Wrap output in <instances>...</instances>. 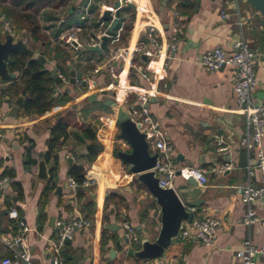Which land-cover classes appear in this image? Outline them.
<instances>
[{
    "label": "crops",
    "instance_id": "0c3cea01",
    "mask_svg": "<svg viewBox=\"0 0 264 264\" xmlns=\"http://www.w3.org/2000/svg\"><path fill=\"white\" fill-rule=\"evenodd\" d=\"M116 1L93 0L90 23L83 13L87 0L43 9L39 13L41 39L34 41L27 34L24 38L34 57L44 59L47 71H56L68 80L70 71L80 79H91L95 87L88 96L95 95V101H88V96L73 85L54 83V96L66 94L65 103L39 117L23 116L18 111L13 118L9 113L15 101L3 98L1 89L8 83L0 81V234L6 238L15 234L16 223L7 216L15 209L28 228L25 237L30 252L29 262L19 264H52V248L58 237L55 223L69 222L78 212L84 219L89 216L91 227L76 231L70 244H65V264H242L235 253L248 236L253 245H264V226L255 223L248 228L243 224L246 207L238 194L247 182L246 167L255 169L256 152L247 153L240 146L245 120L234 100V70L227 66L209 73L200 61L215 47L232 52L234 43L243 38L257 54L258 86L253 101L255 105L264 103V30L260 16L248 0H238L237 6L233 0H129L120 10L124 32L117 47L131 50L138 45L145 52L153 51L147 36L151 26L162 46L160 54H136L129 64L110 61L111 46L109 52L97 54L77 51L64 43L70 33L81 44L87 35L99 33L102 12L112 9ZM0 17L4 20L0 35L8 31L19 39L22 35L11 31ZM105 25L109 27V23ZM173 37L177 38L175 52L165 48ZM141 94L148 95L150 116L172 148V161L180 172L173 188L188 186L189 169L208 171L207 182H197L203 203L193 219L215 217L221 221L210 245L176 239L162 259L153 261L134 258L132 253L140 244L128 245L125 237L123 224L128 223L138 237L154 241L160 223L154 217L157 206L153 198L130 172V166L116 156L120 151L129 152V147L118 137L115 110L106 105L114 100L129 112ZM59 118L68 125L67 135L51 150L52 130ZM88 127L96 129V141L101 146L94 159L84 132ZM216 135L223 137L227 151L215 150ZM262 145L264 151V139ZM28 147L32 148L30 157ZM150 147L155 153L153 144ZM41 159L50 166L48 180L38 178ZM225 165L230 166L229 171L210 172ZM73 166L84 168L85 176L92 179L89 187L71 190L68 179ZM94 173H100L101 180ZM257 178L255 173L251 183L256 184ZM252 209L257 218L264 217L260 204ZM7 256L10 252L0 243V259ZM255 262L264 264V258L256 257Z\"/></svg>",
    "mask_w": 264,
    "mask_h": 264
},
{
    "label": "built area",
    "instance_id": "2783aa9c",
    "mask_svg": "<svg viewBox=\"0 0 264 264\" xmlns=\"http://www.w3.org/2000/svg\"><path fill=\"white\" fill-rule=\"evenodd\" d=\"M237 6L238 0H233ZM119 2V9L129 2V0H117ZM93 4V0H87L83 7V13L88 17L90 23L91 15H89V8ZM113 13L116 11L114 7L110 9ZM225 17V16H223ZM0 21H4L0 17ZM102 29L99 33L89 34L85 38L83 44L79 43L72 33L68 34L64 39V43L74 50L87 51L90 47L98 46L102 36L107 35L109 38L108 46H111L112 51L110 61H121L130 64L133 55L136 54H160L162 46L159 45L155 38L154 27H147V36L153 51H144L140 46L136 45L133 49H121L117 47L124 32V23L120 22L117 29L108 34V27L104 22L99 24ZM81 28L77 27V31ZM177 38L173 37L169 43L166 44V50L175 52ZM257 54L251 49L249 44L243 38H239L233 45V51L227 52L222 48L215 47L206 52L200 61L201 67L209 72L214 73L224 67H230L234 70L233 82V95L235 103L238 107V112L244 117L245 132L240 142V146L247 151L256 152V164L253 170L249 165L246 167L247 182L241 186L238 194L240 201L246 207V214L243 219V224L250 228L255 223H261L264 226V217L259 219L255 216L252 209L253 205L260 204L264 210V151L262 140L264 139V103L255 105L253 101L254 92L257 89L258 81L255 72ZM97 70L95 71V73ZM57 77L61 80V86L69 84V80L63 75L57 73ZM85 84V87L82 85ZM77 91L85 94L86 97L94 90V83L88 78H78L76 76L73 85ZM148 95L141 94L139 96L136 106L129 114L132 121L138 125L140 132H145L146 140L149 144H153L156 150L157 162L154 171L157 173L158 185L161 189L173 188V183L177 175V169L173 164L171 157V146L165 140V137L160 131L158 124L151 118L147 108ZM215 150L219 153L227 151L228 147L225 146L223 137L216 135L214 137ZM230 166L225 165L218 168H212L210 172L221 174L229 171ZM208 171L204 169H189L188 177L194 178L199 185H204L207 182L206 174ZM258 174L256 184L251 183V178ZM92 179L86 178L80 186L89 187ZM68 184L71 190L76 189L79 185L70 177ZM2 183H0V188ZM8 218L16 223V232L11 238H6L0 234V243L10 252V256L0 259V264H19L21 262H29L30 252L26 241V233L28 228L19 220L17 211L11 209L8 212ZM58 230V237L55 245L52 248V264H65L62 257V249L66 241L71 240L73 235L78 230L89 229L91 222L84 219L78 212L75 217L69 222L57 221L55 223ZM221 227V221L215 217H208L203 220L193 219L190 223L183 224V228L179 231L177 240H196L204 245H210L217 231ZM125 237L128 245L139 244V237L128 223L123 224ZM235 256L241 261L242 264H256L255 258H264V245L255 246L252 244L250 236L244 241L242 249L235 253Z\"/></svg>",
    "mask_w": 264,
    "mask_h": 264
},
{
    "label": "water",
    "instance_id": "95a60500",
    "mask_svg": "<svg viewBox=\"0 0 264 264\" xmlns=\"http://www.w3.org/2000/svg\"><path fill=\"white\" fill-rule=\"evenodd\" d=\"M250 6L260 16V23L264 30V0H249ZM113 7L116 11L111 10L102 12L100 20L104 23H109L107 29L108 34H112L118 27L120 20L119 2H115ZM0 25H4V21H0ZM26 34L23 33L19 39L8 31H4L0 36V81H12L16 79L14 73H9L7 70V63L9 56L19 50H25L28 47L24 43ZM109 38L104 35L100 39L98 46L87 49L90 53L101 54L102 51L109 52L108 47ZM38 60L44 63V59L39 56ZM55 85L60 86L61 80L57 77L56 71L50 72ZM69 84L74 85L76 75L74 71L69 73ZM85 87V84L82 85ZM105 94V93H104ZM22 95L15 100L14 106L11 108L9 115L13 118L17 116L19 107L24 102ZM88 101H95V95H89ZM106 105L116 112V120L119 127V139L123 140L129 147V152H117L116 156L123 165L130 166V172L137 175V181L141 183L151 195L154 200L157 210L154 212V217L160 223V229L154 241H150L145 237H139L140 249L134 251L132 256L139 260L153 261L162 259L171 245L173 240L177 239L179 231L183 228L184 222L190 223L196 212L199 211L200 205L203 201L200 199V193L196 189L197 181L189 177L187 185H182L177 188L161 189L158 185V177L154 171L157 162V152L151 153V147L146 140L145 132H140L138 125H136L127 110L119 106L114 100H108ZM42 157V155H40ZM91 162L90 157H88ZM71 159H68V165H71ZM49 165L42 159L38 163V178L41 180H48ZM92 169L98 171L97 167L91 165ZM180 175V172L177 173ZM60 189H58V192ZM191 209L192 211H189ZM70 244V240L66 241Z\"/></svg>",
    "mask_w": 264,
    "mask_h": 264
},
{
    "label": "trees",
    "instance_id": "16d2710c",
    "mask_svg": "<svg viewBox=\"0 0 264 264\" xmlns=\"http://www.w3.org/2000/svg\"><path fill=\"white\" fill-rule=\"evenodd\" d=\"M70 1L72 0H0V16H3L8 22L11 31L19 33V35L25 33L34 41H37L41 39L39 13L46 8L64 6ZM6 66L8 72L16 73L17 77L15 80L2 82L8 84L1 89V95H3V98L6 97L12 101H15L20 95L24 97L25 100L18 110L20 115L39 117L53 107L66 102V94L54 96V80L50 72L44 68V65L34 57L32 50L25 49L12 53ZM67 128L68 125L59 118L52 130L49 149L52 150L54 144L60 138H65ZM84 132L90 141L88 152L91 158L94 159L101 150V146L96 141V129L88 127ZM105 142L109 144V142ZM31 151L32 148L30 147L26 149L28 157H30ZM30 161L29 158L28 163ZM93 175L101 180V174L94 173ZM69 176L79 186L87 178L85 170L81 166L71 167ZM85 218L88 219L89 216L86 215ZM66 247L67 245H65ZM63 255L65 256V252Z\"/></svg>",
    "mask_w": 264,
    "mask_h": 264
},
{
    "label": "bare ground",
    "instance_id": "6f19581e",
    "mask_svg": "<svg viewBox=\"0 0 264 264\" xmlns=\"http://www.w3.org/2000/svg\"><path fill=\"white\" fill-rule=\"evenodd\" d=\"M98 174H100V173H98Z\"/></svg>",
    "mask_w": 264,
    "mask_h": 264
}]
</instances>
